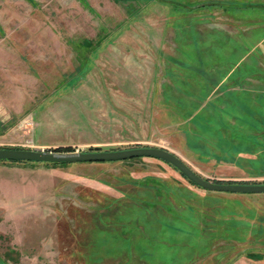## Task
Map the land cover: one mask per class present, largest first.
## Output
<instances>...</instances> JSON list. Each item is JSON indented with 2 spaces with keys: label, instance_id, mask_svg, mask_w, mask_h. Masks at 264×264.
<instances>
[{
  "label": "rangeland",
  "instance_id": "rangeland-1",
  "mask_svg": "<svg viewBox=\"0 0 264 264\" xmlns=\"http://www.w3.org/2000/svg\"><path fill=\"white\" fill-rule=\"evenodd\" d=\"M263 45L264 0H0V148L149 145L264 183ZM0 264H264V193L147 156L1 160Z\"/></svg>",
  "mask_w": 264,
  "mask_h": 264
},
{
  "label": "water",
  "instance_id": "water-1",
  "mask_svg": "<svg viewBox=\"0 0 264 264\" xmlns=\"http://www.w3.org/2000/svg\"><path fill=\"white\" fill-rule=\"evenodd\" d=\"M152 157L161 159L174 166L181 174L193 182L196 186L209 191L219 192H231V193H264V183L253 182V183H222V182H211L208 179L202 177L198 173H195L193 169L182 159L176 155L173 151H169L166 148L154 147V146H132L130 148H119L109 149L106 151L100 150H80L72 152H57L47 151L45 149L34 150V149H8L0 148V161L1 160H20L22 162L35 161V162H48L54 163H80V162H93V161H120L124 159H132L133 157Z\"/></svg>",
  "mask_w": 264,
  "mask_h": 264
},
{
  "label": "crops",
  "instance_id": "crops-1",
  "mask_svg": "<svg viewBox=\"0 0 264 264\" xmlns=\"http://www.w3.org/2000/svg\"><path fill=\"white\" fill-rule=\"evenodd\" d=\"M221 9V8H220ZM198 18V17H197ZM190 28V27H189ZM178 29V28H177ZM179 30H180V28H179ZM191 30V29H190ZM217 31V30H216ZM159 42L157 43V45L155 46V51H156V56H157V54H158V56H159V51H161V50H159ZM252 49H253V46H252ZM262 51H263V53H264V45L262 46ZM248 52V51H247ZM262 53V54H263ZM163 84V83H162ZM166 86V85H165ZM164 85H162V86H160V88L162 89L163 88V90H165V91H167L168 89L165 87ZM177 88V87H176ZM181 88V87H180ZM160 89V90H161ZM178 89V88H177ZM198 94V93H197ZM199 95V94H198ZM200 96V95H199ZM194 97H197V95H193L192 96V98H194Z\"/></svg>",
  "mask_w": 264,
  "mask_h": 264
},
{
  "label": "trees",
  "instance_id": "trees-1",
  "mask_svg": "<svg viewBox=\"0 0 264 264\" xmlns=\"http://www.w3.org/2000/svg\"><path fill=\"white\" fill-rule=\"evenodd\" d=\"M19 161V160H17ZM166 162V161H165ZM48 164H51V163H48ZM54 164H61V163H54ZM54 164H51V165H54ZM61 165H66V164H61ZM183 175V174H182ZM184 176V175H183ZM185 177V176H184ZM186 178V177H185ZM190 181V180H189ZM191 182V181H190ZM192 184H194L193 182H191ZM195 185V184H194Z\"/></svg>",
  "mask_w": 264,
  "mask_h": 264
}]
</instances>
